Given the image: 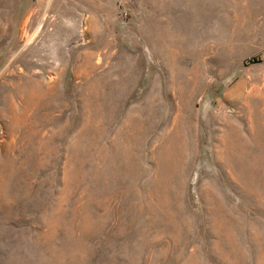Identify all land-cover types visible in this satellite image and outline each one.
Wrapping results in <instances>:
<instances>
[{"label":"rangeland","instance_id":"rangeland-1","mask_svg":"<svg viewBox=\"0 0 264 264\" xmlns=\"http://www.w3.org/2000/svg\"><path fill=\"white\" fill-rule=\"evenodd\" d=\"M28 81L0 123V264H264V0H0V99ZM225 115L257 135L235 171Z\"/></svg>","mask_w":264,"mask_h":264},{"label":"bare ground","instance_id":"bare-ground-1","mask_svg":"<svg viewBox=\"0 0 264 264\" xmlns=\"http://www.w3.org/2000/svg\"><path fill=\"white\" fill-rule=\"evenodd\" d=\"M30 42V41H29ZM40 55H38L39 57ZM38 76V75H37ZM33 78V77H32ZM34 79V78H33ZM36 79V78H35ZM37 80V79H36ZM15 84V83H14ZM13 84V85H14ZM15 86V85H14ZM34 86V83L32 81H28L23 87H11L10 90H4V94H6V96H4V98L0 99V123L2 121V119L4 120V118L7 115L10 114H14L17 113V111L19 109H23L26 110L27 107H29V105L32 104V102H39L40 101V97L43 96L42 91L40 90V87L36 86L35 89V93H32L31 91V87ZM47 87V86H46ZM48 89V87H47ZM44 92V91H43ZM21 95H25L26 96V100H25V105H23L21 108L20 105L19 107H17L16 103L14 100H17L18 98H21ZM50 95V94H49ZM50 98V97H49ZM190 101L193 99L192 95L190 96ZM189 101V102H190ZM36 103V104H37ZM191 103V102H190ZM33 107V106H32ZM36 107V106H35ZM34 107V108H35ZM250 109V108H249ZM33 110V109H32ZM31 110V111H32ZM252 111V110H251ZM242 112V111H241ZM19 113V112H18ZM31 113V112H30ZM184 113H189L191 115H193V106H190L188 103V106L185 105L184 110L181 112H178V114L176 115L175 119L173 120L172 124H171V120H170V125L171 128L173 129V131L167 135L166 139H165V144L169 147L168 150V155L169 157H175L176 152L173 150V148L177 149L178 151H180V153L183 155L182 157H184L183 159L186 160V153H188V150L190 149V147L193 144L194 141V124L191 121V119H186L184 117ZM31 115V114H30ZM28 116V115H27ZM16 117V116H15ZM211 119H213L214 122H216L219 118L216 116H213L210 114L209 116ZM18 119V118H17ZM26 119V118H25ZM225 119V124H226V130L225 131H221L220 129L218 130V132L216 131L214 136H213V140H214V146H213V150H214V155H215V159L216 161L220 162V164L222 166L227 167L230 171H235V158H236V153L237 149L239 147L242 146H247L248 142L245 136V133L248 135H250V138L253 140L254 142L257 141V135L255 133L252 134V128L249 127V129L244 130L240 127V122L239 119H235L230 115H225L224 116ZM241 120V119H240ZM31 121V120H30ZM252 121V120H251ZM263 121V120H262ZM12 123V126L9 127V129H13L15 128V126H17V124L19 123L18 120H16L15 118L11 119L10 124ZM31 123V122H30ZM29 123V124H30ZM38 123V122H37ZM7 125V124H6ZM253 125V124H252ZM259 125V124H258ZM39 126V125H38ZM246 126V125H245ZM23 127V126H22ZM6 128V127H5ZM4 128V129H5ZM38 128V127H37ZM2 130V129H1ZM14 133V132H13ZM259 133V132H258ZM264 139V138H263ZM39 144V143H38ZM8 145V144H7ZM146 145V144H145ZM7 147V146H6ZM240 149V148H239ZM8 150V149H5ZM164 153V152H163ZM4 154V153H3ZM6 155V154H5ZM8 155V154H7ZM240 156V155H239ZM167 157V156H166ZM167 160V159H166ZM174 159L171 160V162H173ZM159 165V164H158ZM241 170V169H240ZM239 171V170H238ZM160 174V173H159ZM233 175H235L234 173H232ZM233 175L231 177H233ZM238 177V175H236ZM11 175L9 174V172H7L6 170H2L0 171V184L4 183L8 178H10ZM230 177V178H231ZM242 177V176H241ZM159 179H156L155 184L159 185ZM242 180V179H241ZM233 182V181H232ZM238 183V182H237ZM148 185V183H144V188ZM262 185V184H261ZM235 186V185H234ZM252 186V185H251ZM257 186V185H256ZM264 186V185H263ZM240 187V186H239ZM243 187V186H242ZM258 188V187H257ZM261 188V187H260ZM264 188V187H263ZM148 189V188H147ZM17 190V189H16ZM243 190V189H242ZM206 191V190H205ZM250 192V191H248ZM177 193V192H176ZM205 194V193H204ZM212 194V192H211ZM241 194V193H240ZM254 194V192H253ZM157 195V189H154L153 192H151V190H145L144 189V196L143 199L144 201H146V197L148 196H156ZM251 195V193H250ZM180 196V195H178ZM261 196V195H260ZM157 197V196H156ZM254 197V196H253ZM258 197V196H257ZM202 198V197H201ZM155 199V198H154ZM246 199V198H245ZM248 199V198H247ZM258 199V198H257ZM149 200V199H148ZM260 200V199H259ZM252 201V200H251ZM154 202V201H153ZM173 202V201H172ZM204 202V201H203ZM214 202V201H213ZM145 203V202H144ZM147 203V202H146ZM149 203V202H148ZM147 203V206H148ZM174 203V202H173ZM242 203V202H241ZM244 203V201H243ZM151 204V203H149ZM180 204V203H179ZM205 204V203H204ZM251 204V203H250ZM160 205V204H159ZM210 205V204H209ZM249 205V204H248ZM150 206V205H149ZM153 205H151L152 207ZM205 206V205H204ZM245 206V204H244ZM207 207V206H206ZM179 208V207H178ZM249 208V207H248ZM143 210V209H142ZM173 210V209H172ZM183 210V209H182ZM147 211V210H146ZM208 211V210H207ZM252 211V210H251ZM143 212V211H142ZM181 213V212H180ZM203 213V212H202ZM208 213V212H207ZM183 214V213H182ZM145 215V214H143ZM171 215V214H170ZM180 215V214H179ZM178 215V217H179ZM210 215V214H209ZM247 215V214H246ZM155 216V215H154ZM164 216V215H163ZM187 216V215H186ZM206 216V215H205ZM250 216V215H249ZM248 216V217H249ZM141 217V216H139ZM151 217V216H150ZM165 217V216H164ZM169 217V216H166ZM165 217V218H166ZM148 219V218H147ZM207 219V218H206ZM178 220V219H177ZM169 220H166V222H168ZM176 221V220H175ZM181 221V220H180ZM208 221V220H207ZM165 222V221H164ZM194 222V221H193ZM204 222V221H203ZM210 222V221H209ZM141 223V222H140ZM151 223V222H150ZM170 224V223H169ZM182 224V223H181ZM206 224V223H205ZM207 225V224H206ZM153 226V225H152ZM176 226V224H175ZM214 226V225H213ZM174 227V226H173ZM206 227V226H205ZM250 227V226H249ZM252 229V228H251ZM153 230V229H152ZM250 230V229H249ZM143 231V230H142ZM155 231V230H154ZM172 231V230H171ZM238 231V230H237ZM181 232V231H180ZM211 232V231H210ZM240 233V232H239ZM174 234V233H172ZM180 234V233H179ZM214 234V233H213ZM157 235V234H156ZM174 236V235H172ZM157 237V236H156ZM159 237V235H158ZM241 238V236H240ZM238 242V241H237ZM238 244V243H237ZM225 247V246H223ZM234 250H237L236 248ZM239 254V253H238ZM227 255V254H226ZM233 255V254H232ZM235 255V254H234ZM225 257V256H224ZM232 257V256H231ZM72 258L74 259V255L72 256ZM233 258V257H232ZM225 259V258H224ZM74 264V261H73Z\"/></svg>","mask_w":264,"mask_h":264}]
</instances>
